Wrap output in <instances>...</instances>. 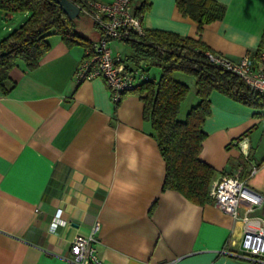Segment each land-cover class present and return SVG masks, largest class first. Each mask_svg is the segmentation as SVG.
Listing matches in <instances>:
<instances>
[{
  "label": "crops",
  "instance_id": "obj_1",
  "mask_svg": "<svg viewBox=\"0 0 264 264\" xmlns=\"http://www.w3.org/2000/svg\"><path fill=\"white\" fill-rule=\"evenodd\" d=\"M217 1L223 18L200 30L175 0H150L142 24L200 38L233 59L258 58L264 0ZM17 13L0 10V38L16 27L8 19L18 16L19 25L28 14ZM74 24L82 38H100L94 24L88 34ZM47 40L39 64L28 70L19 61L13 86L0 92V264H72L70 241L96 223L98 264H241L225 251L241 236L240 220L212 199L196 204L162 189L165 164L139 94L126 91L113 103L102 77L74 78L83 42ZM209 98L199 157L217 170L213 181L241 170L264 193V111L216 90Z\"/></svg>",
  "mask_w": 264,
  "mask_h": 264
},
{
  "label": "trees",
  "instance_id": "obj_2",
  "mask_svg": "<svg viewBox=\"0 0 264 264\" xmlns=\"http://www.w3.org/2000/svg\"><path fill=\"white\" fill-rule=\"evenodd\" d=\"M75 4L82 0H72ZM136 12H143L150 0H131ZM184 16H189L202 29L204 24L222 19L226 7L217 0H175ZM0 10L6 13L26 12V18L0 38V92L12 86L10 70L23 62L26 69L35 68L50 47L47 37L59 34L66 42L89 41L75 29L55 0H0ZM81 13V12H79ZM131 49L122 60L133 72L136 91L143 102V118L152 129V136L165 164L162 189L181 192L187 199L204 204L211 200L210 185L216 169L199 154L206 136L203 125L210 114V94L213 90L252 108L264 109V92L252 89L239 76L214 65L207 51L214 52L200 38L163 30L144 29L135 40H125ZM264 49V32L253 55ZM141 61L158 67V76L138 71ZM182 72L193 77L197 102L178 117L180 105L189 86L173 76ZM241 171V170H240ZM241 176V174H240Z\"/></svg>",
  "mask_w": 264,
  "mask_h": 264
},
{
  "label": "built area",
  "instance_id": "obj_3",
  "mask_svg": "<svg viewBox=\"0 0 264 264\" xmlns=\"http://www.w3.org/2000/svg\"><path fill=\"white\" fill-rule=\"evenodd\" d=\"M76 5L98 28L100 38L89 41L84 57L74 70V78L83 81L102 77L109 89L111 101L116 104L126 91L134 87L136 79L135 72L125 67L123 57L113 52L109 41L137 39L145 29L142 24L143 12H136L131 0H82ZM207 56L214 65L239 76L252 89L264 92V49L259 52L258 58L247 53L233 59L209 51ZM240 144L246 153L244 142ZM256 169L257 165L251 164L250 174ZM209 195L216 205L242 224L238 242L236 245L232 242V246L225 251L241 264H264V214L260 212L264 207V193L249 185L240 176V170H237L212 181ZM240 206H243L241 214ZM59 216L60 209H57L55 221H59ZM97 228L96 223L90 233L76 234L70 241L72 264L99 263L93 246Z\"/></svg>",
  "mask_w": 264,
  "mask_h": 264
},
{
  "label": "rangeland",
  "instance_id": "obj_4",
  "mask_svg": "<svg viewBox=\"0 0 264 264\" xmlns=\"http://www.w3.org/2000/svg\"><path fill=\"white\" fill-rule=\"evenodd\" d=\"M15 15L19 16L20 14L16 12ZM18 16L8 19L6 21L7 25L14 26V27L17 26L18 25ZM74 19H75L74 23L79 24L85 30L86 34H88L91 30L94 29V26H93L91 19L87 15H85L84 13H79L77 16L74 17ZM109 45L112 47V50L114 53L118 52L119 54H121V56L129 55L131 53L130 47L124 41L116 40V39H110ZM138 71H142L143 73H146L149 76H158V74H159L157 66L148 64L145 61L140 62L139 67H138ZM173 76L176 79H179V80L185 82L189 86V91H188L185 99L181 103L179 113H178V117L183 118L185 113L188 111V109L197 102L196 101L197 95L195 93V85H194V82H192L193 77L188 75V74H185L182 72H174ZM259 155H260V157L264 156V139H262V142H261ZM250 175H252V174H250ZM248 177H250V176H248ZM260 212H262V214H264V208H262V211L260 210Z\"/></svg>",
  "mask_w": 264,
  "mask_h": 264
},
{
  "label": "water",
  "instance_id": "obj_5",
  "mask_svg": "<svg viewBox=\"0 0 264 264\" xmlns=\"http://www.w3.org/2000/svg\"><path fill=\"white\" fill-rule=\"evenodd\" d=\"M69 18L79 14V7L72 0H55Z\"/></svg>",
  "mask_w": 264,
  "mask_h": 264
}]
</instances>
